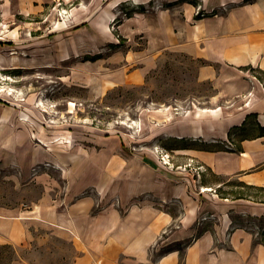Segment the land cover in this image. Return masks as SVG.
<instances>
[{"label": "rangeland", "instance_id": "rangeland-1", "mask_svg": "<svg viewBox=\"0 0 264 264\" xmlns=\"http://www.w3.org/2000/svg\"><path fill=\"white\" fill-rule=\"evenodd\" d=\"M243 1L0 0V214L24 221L27 231L20 244H0V264H76L81 226L97 217L100 226L111 223L134 199L177 218L195 215V235L221 225L211 212L225 203L218 198L264 204V190L218 176L178 148L227 149L237 135L168 134L185 123L178 116L191 122L193 110L226 102L211 99L216 88L200 78L208 62L178 43L191 38L194 22ZM177 187L184 188L178 198ZM136 189L146 191L131 195ZM227 213L226 235L240 227L264 243V214ZM166 233L151 258L175 242ZM176 243L184 253L188 242Z\"/></svg>", "mask_w": 264, "mask_h": 264}, {"label": "crops", "instance_id": "crops-1", "mask_svg": "<svg viewBox=\"0 0 264 264\" xmlns=\"http://www.w3.org/2000/svg\"><path fill=\"white\" fill-rule=\"evenodd\" d=\"M178 46L193 58L208 62L200 68V78L210 79L216 88L211 99L221 98L226 102L193 110L191 122L178 116L185 123L176 125L175 132L170 128L166 130L171 137L224 139L228 130L241 124L248 113H257L258 122L264 126V85L250 70L243 69L252 67L264 72V0L238 2L221 15L210 14L199 19L191 29V38L180 41ZM154 62L152 58V63L130 72L129 80L141 78ZM239 144V150L231 151L189 150L199 164L218 176L235 177L245 184L264 187V136L245 138ZM145 191L136 189L131 195ZM183 191L184 188L177 187L174 196L181 197ZM205 191L209 190L202 193ZM218 199L225 203L214 206L218 213L211 212L220 216L221 225L215 233L204 231L198 235H195V215L184 212L177 218L167 207L160 208L148 199H134L111 223L100 226L97 217L91 220V225L87 222L81 226V244L85 249L82 248L75 263L180 264L178 250L152 261L151 248L161 234L167 232L170 241L188 242L184 264H264V243L254 242L251 232L236 227L226 235L231 221L227 218L229 209L237 213L264 214V204L243 199L229 204L228 198ZM161 201L168 204L170 200L161 197ZM175 221L178 226L169 233L167 229ZM26 237L24 221L0 214V244H20Z\"/></svg>", "mask_w": 264, "mask_h": 264}, {"label": "trees", "instance_id": "trees-1", "mask_svg": "<svg viewBox=\"0 0 264 264\" xmlns=\"http://www.w3.org/2000/svg\"><path fill=\"white\" fill-rule=\"evenodd\" d=\"M203 14L206 15L205 13L202 12V15ZM210 14H212V13H210ZM210 14H207V15H210ZM243 69H245V70L248 69L250 71H254L255 70L252 67H244ZM257 72L259 73V75L254 74L255 77L258 80H260L261 82H264V72L261 71V70H257ZM236 135L238 136L237 143H234L235 146L231 147V148L227 146L226 147L227 149H223L222 146L216 145V143H218V142H215V143H206V142H204L202 144V145L210 144V145L214 146L213 148H208V147H205V146L204 147H199V148L194 147V146H180L178 148H183V149H190V148H195L196 149L197 148V149L207 150V151H217V150H230L231 151V150H235V149L239 150L240 149V144L239 143H240L241 140H243L245 138L264 136V126H262L258 122L256 113H248V114H246V116H245L244 120L241 122V124L232 126L227 132V138L228 139H231L232 136H236ZM169 140H171V141L175 140L177 142L178 141H182V142L185 141L186 143L193 142L192 140L188 141V140L183 139V138H180V139H178V138L177 139L176 138H170ZM229 143L233 144L231 141ZM237 185L246 186V187H254V188H257L258 190H262V191L264 190V187L248 185V184H245V183H243L241 181H238ZM238 197L240 198L242 196H238ZM176 242H178V241H175V242H172V243H168L166 246H164L162 248V250L159 253L152 252V254H153L152 260L155 261L159 256H161V255H163V254H165V253H167V252H169L171 250H178L179 255H180V261L183 262L184 253L179 248V243H176ZM174 243H176V244H174Z\"/></svg>", "mask_w": 264, "mask_h": 264}, {"label": "bare ground", "instance_id": "bare-ground-1", "mask_svg": "<svg viewBox=\"0 0 264 264\" xmlns=\"http://www.w3.org/2000/svg\"><path fill=\"white\" fill-rule=\"evenodd\" d=\"M4 118V117H3ZM6 119V117H5ZM5 119H3V121H5ZM70 141V140H69ZM210 188L209 187H204V190H209Z\"/></svg>", "mask_w": 264, "mask_h": 264}]
</instances>
